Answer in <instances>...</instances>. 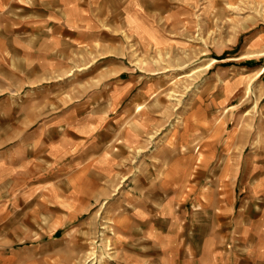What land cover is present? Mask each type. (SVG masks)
<instances>
[{
	"label": "crops",
	"instance_id": "1",
	"mask_svg": "<svg viewBox=\"0 0 264 264\" xmlns=\"http://www.w3.org/2000/svg\"><path fill=\"white\" fill-rule=\"evenodd\" d=\"M224 3L0 0L1 238L35 240L33 252L45 253L44 228L63 242L75 220L55 227L60 218L86 217L103 198L117 203L116 258L107 264H264V146L243 164L236 151L249 142L214 135L221 125L210 118L186 120L160 151L128 152L151 143L138 122L158 115L148 105L143 116L134 64L198 45L192 33ZM190 126L213 130L189 135ZM241 172L253 181L237 208Z\"/></svg>",
	"mask_w": 264,
	"mask_h": 264
},
{
	"label": "rangeland",
	"instance_id": "2",
	"mask_svg": "<svg viewBox=\"0 0 264 264\" xmlns=\"http://www.w3.org/2000/svg\"><path fill=\"white\" fill-rule=\"evenodd\" d=\"M208 11L211 14L205 17L203 29L192 33L198 45L189 44L187 49L154 52L146 62L134 64L138 70L141 69V78L134 85L146 93L140 101L143 105L141 109H148V105L157 106L152 111L158 115L151 113L152 117H141L138 122L137 129L145 131L151 143H145V149L134 147L128 152L144 154L155 148V151H160L166 145L163 143L166 136L184 133L186 120L207 121L210 118L219 119L221 125L219 131L215 129L214 135L218 132L220 136L231 135L238 141L249 142L246 150L236 151V158L243 159V164L250 163L249 155L256 147L264 146V0H226V3L213 6ZM80 83L89 87L97 81L87 83L79 79L73 84L80 86ZM228 91H235V94L228 98L225 95ZM207 110L214 115L208 114ZM149 113V110H145L143 116ZM209 130L213 129L190 126L186 134L198 132L206 135ZM260 137L262 144L259 145L256 142ZM146 149L148 151L143 152ZM127 158L130 159L129 165L133 161L138 164V156L130 155ZM144 170L141 168L142 172ZM243 170L244 166L241 168ZM236 178L238 208L243 206L247 195L244 189L252 177L241 172ZM127 182L131 183V180ZM100 200L94 202V205H99L92 208L86 217L75 215L60 218L61 222L55 227H64L70 219L75 220V223L66 225L68 229L65 230L68 231L63 242L57 241L64 233H53L44 228L42 238L45 253L42 250L40 253L33 252L37 243L35 240L27 239L19 246V240L6 241L0 237V264H107L114 261L117 250L114 242L117 203L109 201L104 205L103 198ZM67 207L61 205L62 209H72ZM79 208L76 204L73 208L75 214ZM0 229L4 230L1 221ZM48 245L49 251L46 253ZM71 248H80L81 252L71 254ZM52 254L55 256L52 257ZM57 258L59 261L55 262Z\"/></svg>",
	"mask_w": 264,
	"mask_h": 264
}]
</instances>
